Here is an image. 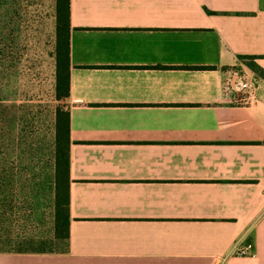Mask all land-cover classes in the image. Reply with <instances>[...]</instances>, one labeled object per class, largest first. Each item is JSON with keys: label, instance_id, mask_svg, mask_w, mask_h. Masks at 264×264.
<instances>
[{"label": "crops", "instance_id": "crops-1", "mask_svg": "<svg viewBox=\"0 0 264 264\" xmlns=\"http://www.w3.org/2000/svg\"><path fill=\"white\" fill-rule=\"evenodd\" d=\"M70 1L69 238L0 264H264V0Z\"/></svg>", "mask_w": 264, "mask_h": 264}, {"label": "rangeland", "instance_id": "rangeland-1", "mask_svg": "<svg viewBox=\"0 0 264 264\" xmlns=\"http://www.w3.org/2000/svg\"><path fill=\"white\" fill-rule=\"evenodd\" d=\"M52 0H0V250L55 242Z\"/></svg>", "mask_w": 264, "mask_h": 264}, {"label": "trees", "instance_id": "trees-1", "mask_svg": "<svg viewBox=\"0 0 264 264\" xmlns=\"http://www.w3.org/2000/svg\"><path fill=\"white\" fill-rule=\"evenodd\" d=\"M54 12V93L58 100H68L70 94V32L71 1L52 0ZM55 132V242L64 248L69 238L70 224V129L69 107L56 108ZM58 248H18L15 250H47Z\"/></svg>", "mask_w": 264, "mask_h": 264}, {"label": "built area", "instance_id": "built-area-1", "mask_svg": "<svg viewBox=\"0 0 264 264\" xmlns=\"http://www.w3.org/2000/svg\"><path fill=\"white\" fill-rule=\"evenodd\" d=\"M233 75L236 77L235 85L239 95L235 101L238 103H250L256 99V77H249L246 71L236 70ZM234 251L238 254H251L254 252V245L251 242L243 243L239 239L234 245Z\"/></svg>", "mask_w": 264, "mask_h": 264}]
</instances>
